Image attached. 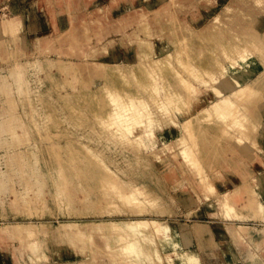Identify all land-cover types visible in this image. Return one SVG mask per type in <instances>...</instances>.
Returning a JSON list of instances; mask_svg holds the SVG:
<instances>
[{"label": "bare ground", "instance_id": "obj_1", "mask_svg": "<svg viewBox=\"0 0 264 264\" xmlns=\"http://www.w3.org/2000/svg\"><path fill=\"white\" fill-rule=\"evenodd\" d=\"M36 1L32 4L35 8L37 6L36 3H38ZM42 1L50 6L51 17L60 20V28L63 31L68 28V25H66L67 18H69L70 24L72 23L71 28H69L70 32L78 30L80 22L77 18L80 16L83 23H81V26L91 24L98 31H101L94 40L95 44L88 45L89 49L77 56L82 59L84 65L95 68L98 79L101 81L94 88L87 87L82 94L83 96H86V93L91 95L90 98L95 100L94 104L100 107L102 105L100 99L105 100L107 117L99 115L96 117L99 122H85L89 124V127L85 128L86 133H74L73 135H78L75 138L76 140H74V137L71 138L66 135V138L60 143L43 140L40 144L37 142L34 144L39 146L40 149L43 146L42 150L54 155L55 159L57 158L55 156L57 152L59 154L58 160L66 161L60 155L63 150L65 151L64 153H69L73 157L76 148L80 146L92 157L90 158L91 160L93 159L95 162L96 160L101 161L99 155L89 146H86L88 142L81 140L82 137L85 139L90 136L89 131L93 130L97 131L95 136L101 137L105 134L114 138L119 137L118 142L123 140V145L128 146L131 143L130 139L133 140L137 145L135 144V147L134 145L131 146L137 149L136 156L141 154V157L137 156L140 160L152 158L154 162L162 166L168 164L169 159H173L177 164L178 161L180 163V160L184 161L188 165L187 170L198 175L197 183H202V187L198 188L201 192L199 199L215 205L222 213L223 233L227 237L216 239L213 226L208 222L202 221H195L189 228V232L196 237L205 238L211 245L222 246L231 241L238 245L240 249H243L247 242L254 241L260 235L261 249L257 254H250L246 258L245 264H264V224L257 227L254 223L263 208L256 187L261 182L264 173L256 174L249 180H245V174L241 175L240 183L229 189L220 190L213 185V180L209 177V174L205 173L203 169L199 171L202 166L197 171H194V168H198V165H200L194 157L197 153L195 139L200 137L199 134H202L206 128H210L216 134L225 131L227 134L237 135V138L234 139L235 141L237 140L234 150L238 153L229 151L234 157L237 156L239 158L238 155L240 153L251 154L250 152L254 150H264V120H260V115L264 118V24L254 28L253 33H249L250 35L246 33L242 36L235 32L234 27L233 35L228 38L229 41L216 38V43L211 44L212 38L217 37L215 32H218L220 25L230 23L233 19H236L237 16H234L236 11L243 13L240 6V2L243 0H200L202 3L200 7L201 16H195L194 18H187V16L182 15L185 14L183 8L184 3H186L183 0H159L158 5L156 4L154 7L150 6L151 0H122L124 5H119L118 0H102L103 3L101 4L97 2L99 0H91L90 4V1L87 0L88 3L82 11L78 7L74 8L71 6V1L80 0ZM205 2L206 4H204ZM252 2L256 3L255 7L258 9L255 11L258 14L256 21L259 23L260 19H264V10H262L264 0H252ZM124 6H127V9H124ZM62 10H68L69 15L64 16L61 13ZM176 11H180L179 13H182L181 16L176 17L174 14ZM165 14L168 16L165 21L171 25L176 22L177 18L179 21L184 18L187 20V27L189 28H185V32L178 33L177 36L174 34V30L165 31L166 39L160 38V31H163L164 34V29L160 30L159 28L160 31H158L154 21ZM0 16H3V18H0V36L7 32L8 36L20 48L31 46L37 49L36 44L53 42L61 36L60 32L56 35H51L45 30L48 22L47 15L44 11H38V9L31 17L21 9L12 12L8 16L4 17L2 14ZM203 16L208 18L202 21ZM30 19V22H39V32L28 30L27 21ZM224 21L227 23H224ZM209 34L213 37L208 36ZM9 37L3 36V38H0L2 48L6 49L5 43L6 45L8 44ZM12 40L10 41L12 42ZM224 40L227 43L225 41L223 44ZM219 42L222 43L219 44ZM126 43L134 44L137 49L130 53L126 48ZM202 44H205L206 47L210 44V49L209 51L207 50V53L209 52L212 55V59L209 61H206V59L201 61V56L204 55L201 49ZM12 45L7 47L12 49ZM31 47L30 49H32ZM15 50L14 53L17 52ZM120 50L125 53L122 54L125 57V61L111 60L113 59L112 57L119 55ZM8 55L11 56V54ZM2 61L5 63L7 59L3 58ZM78 65L79 63L72 56L68 57V55L62 56L59 54L57 57H52L44 54L41 59H16L1 67L0 98L6 108L1 110L0 114L6 122V129L12 130V132L15 131V133L20 135L21 132L19 131L24 130L26 126H23L21 122L23 121L22 116L29 122V124L26 122L27 126H31L33 131L36 129L44 133L47 130L46 125L53 124L54 119L59 118L57 116L65 111L82 117L85 112L81 108L79 89L80 84H82L83 88L84 84L78 76ZM84 65L80 64V67ZM250 71H254L255 75L244 83H239L238 79H235L236 81L233 79V76L245 78ZM139 72H143V74L148 72L147 76L152 79L153 85L149 83V85L147 84L148 87H146L149 88V91L150 89L152 91L149 92L147 88H145L147 91L141 90L145 86L141 85L142 88L137 82L140 77L137 74ZM45 73L51 76L56 74L67 75L70 77L72 85L74 82L78 86H75L71 91H67L63 90L61 85L57 93L60 101L58 106H54L48 102L49 100H46V93L42 90L44 80L42 81L43 78L41 77ZM33 75L37 76L39 81H41L40 87L33 86L31 79ZM225 77L232 78L234 85L230 87L229 82L224 81L226 82L225 85L229 86V89L225 92L218 87H209L208 89L213 88L214 90H212V98L209 101H204L205 95L201 88L205 87L207 89V86H211L215 82H223ZM129 80L134 81V84L138 83L136 85L138 93L134 89V91L129 89L131 93L135 92L136 96L134 94L123 95L128 90L124 92L123 85L120 82L126 83ZM9 81H11V86L13 84L12 87L8 86L7 83ZM115 83H118V86ZM120 85H122V92L124 93L121 92ZM150 85L153 87L151 88ZM176 88L179 91L175 90ZM153 89H155L154 92ZM166 90L169 91V94ZM202 96L203 99H201ZM176 102H179L178 105L181 103L180 105L182 107L185 106L188 111L187 109V112L183 111L180 105H174ZM173 105L177 110L171 109V112L168 107H173ZM174 110L176 112L180 110L183 113L175 114L174 116L172 114ZM257 114L258 117L256 116ZM180 117H182V120ZM63 118L65 117L60 119L63 120ZM58 122L60 123L61 121ZM85 123H81V126ZM55 125L58 126L57 124ZM0 126L2 127V125ZM56 126L54 128H57ZM251 131H256V138L255 136L253 137L256 140L248 141L249 135L252 134ZM197 134L198 136H195ZM211 135L214 134L211 133ZM36 136H41V134ZM45 136L47 135H43V139L48 138ZM52 137L49 136L48 139L51 140ZM126 137L128 138L126 139ZM158 142L160 144H157ZM61 143L64 144L62 145ZM36 149L38 148L36 147ZM31 152L34 157L37 155L35 151ZM170 154L171 156H169ZM135 158L134 161H137ZM99 161H97V164ZM243 161H246V159H243ZM26 162L27 160L25 159L22 163L29 168L30 164ZM31 165L30 170L37 177L36 170H39V163L37 164L34 161ZM43 166L41 165V168ZM98 166H102V171L108 175V177L106 176L107 182L103 181L104 185L107 184L104 188L112 195L114 194L111 197L109 196V199L107 196L110 193L106 195L108 204L101 213L109 216L113 215V213L120 216L125 213L121 210L122 208L112 206L116 202L111 201L116 197L120 202L126 203H122L123 205L128 206L130 203L128 208L130 207L129 210L131 209L130 213L133 217L125 220L120 218L94 221L89 219L76 220L71 218L72 212L63 211L60 213L63 219L59 220L58 224H52L51 221L44 219V216L47 215L44 212L45 210L32 208L33 211H31V208H29V211H24L21 214L15 213V215L22 216L23 219L0 224V241L4 239L17 240V244H14L12 251L9 252L10 258L14 260L15 264H18L19 259L22 264H46L45 256H47L46 252L48 250L46 241L48 243L49 241L58 242L59 248L52 246L51 251L62 254L65 251L64 248H70L66 245L63 246L64 248L62 247V239H66L69 244L73 245L72 251L75 255V252L81 253L82 258H80V261L79 259L71 260L69 264H91V260H93L91 258L94 255L90 253L87 255V251L81 247L82 239L85 237L90 240L95 238L106 240L119 238L122 243L119 253L123 259L125 256L128 264H164L165 262L178 264L184 263L189 259L192 260L189 250L181 246H172L173 234H176L178 225L172 226L159 217L144 216V208H142L144 211L140 210L141 208L135 210L134 203H137L136 206L140 205L139 207H141L143 201L147 202V198L142 195L143 191H140L137 186L120 177L110 166L100 165V163ZM25 167L22 166L21 170H24ZM64 168L71 170L76 167L73 164L66 166L55 164L52 165L50 171L52 177L57 179V190L61 194V198H58L61 202H66L69 197L65 194L68 193L65 179H69V173L67 175ZM32 174L31 176H33ZM191 179V177H187V180ZM117 185H123L125 189L118 188ZM32 191L31 186L26 188V193L28 194L26 196L27 204L34 199V197L31 199ZM106 193L104 192V194ZM186 193H189V191L185 186L179 188L180 201H183L185 205L195 203V198L191 194L185 196ZM3 215L7 216L6 213ZM82 254L87 256L85 257ZM117 257L118 254L111 253L110 255V259ZM86 258L89 259L87 260Z\"/></svg>", "mask_w": 264, "mask_h": 264}, {"label": "rangeland", "instance_id": "obj_2", "mask_svg": "<svg viewBox=\"0 0 264 264\" xmlns=\"http://www.w3.org/2000/svg\"><path fill=\"white\" fill-rule=\"evenodd\" d=\"M5 1H9V2L5 4L6 6L0 8V15L2 14L5 17L10 15L12 12L21 9L23 12L25 11L31 17L33 13L36 11V9H38V11H44L45 14L47 15V20H48L45 26L46 27L45 30H47L51 35H56L60 32L61 36H59L58 39L54 40L53 42H49L46 44L43 43L36 44V46L38 47L37 49L31 46L20 48V46L18 47L17 46L18 44L15 41L13 42V40L8 36L9 34L5 32V34L1 35L0 38L1 37L3 38V36L7 38L9 37L10 40H12V42L8 39V44L6 45L5 43L6 49H4V47L2 48L0 45V69L1 67L8 65L10 61H14L16 59H24V60L41 59L44 57V54L51 55L52 57H57V55L59 54H61L62 56L68 55V57L72 56V58L79 63L78 76L80 77L82 83L84 84V88L82 84H80L79 98H80L81 108H83L85 113L81 117L71 112L67 113L65 111L64 113L57 116L59 118H55L53 121L58 126H56L54 123H53L54 126L53 124H50L51 126L46 125V129H47L45 130L46 133L41 132L40 130L37 131L36 129L35 131H33V129H31V126H27L26 122L28 121L25 119L24 116H22L23 121L21 122L23 123V126L25 125L26 126L24 130L19 131L21 132L20 135L15 133V131L12 132V130L6 129L5 126L6 122L2 119V116L0 114V125H2V127L0 126V133H2L0 134V224H3L7 221H14L17 219H21L22 216L15 215V213L21 214L24 211L25 212L27 210L29 211L30 210L29 208H31V211H33L32 208L45 210L44 212L47 215L44 216L45 217L44 219L51 221L52 224H58L59 220L63 219L60 214L63 211L72 212L71 218L76 220L89 219L94 221V220L119 219V218L125 220L130 217H133L132 214L130 213L131 209L129 210L130 207L128 208V206H130V203L128 206L123 205L126 203L125 202L123 203L122 201L120 202L116 197H114L113 200L111 201V202L113 201L116 202V204L114 203V205L112 204V206H116L115 208L118 207L122 208L121 210H123V212L125 213L122 214L121 216L117 215L116 213H113V215L110 216L105 213H101L103 209L107 207L108 202L106 195L110 192L106 188H104L107 184L104 185L105 183H103V181L107 180L108 175L106 172L102 171L101 169L102 166L100 167L98 166V164L100 163V165L105 164L107 166H110L112 170H114V172L117 173L120 177H122L126 181L131 182L132 185L137 186L140 191L141 190L143 191L142 195L144 196V198H147L146 203L143 201L146 205L143 202L142 203L140 202L144 206L142 205L143 207L142 206L139 207L140 205L136 206L137 203H134L136 207L135 210L137 208L139 209L141 208L140 210L144 208L145 210L144 216L159 217L166 223L171 224L172 226H175L176 224L178 225L176 234H173L172 246L173 247L181 246L182 248L189 250L192 257V260L189 259L184 263H178V264H245V260L250 254H257L258 251L261 249L260 235L257 236V238L254 241L247 242V244H245V247L243 249H240L238 245L232 243L231 241L226 243L227 245L226 244L222 246H219L217 244L211 245V243H209L205 238L196 237L195 235L189 232V228L192 226V224L195 221L196 222L202 221V222H208L213 226L216 239L227 237L225 233H223L222 213L215 205L205 200L199 199L201 196V192L199 189L202 187L201 186L202 183H197L198 175H196L195 173L193 174L192 171H191L192 173H190V171L187 170L188 165L182 160H180V163L178 161L177 164L173 159H169L168 164H166L165 166L157 164L152 160V158L147 160L145 159L140 160L138 158L141 157V154L140 155L138 154L139 157H137L138 155L137 156L135 155L137 149L134 147L135 144L137 145V143H135L130 138L129 139L131 143L128 144L127 146L122 144L123 140L121 141L119 140L118 142L119 137L114 138L113 136H109V135L107 136L105 134H104L105 136L103 135L101 137L95 136V133L97 131L95 132L93 130L89 131L90 136H87V138L85 139H83L84 137H82L81 140H85L88 142L86 146L87 147L89 146V148L93 149L94 152L97 153V155H99L101 161L96 160L95 162L93 161V159L91 160L90 158L92 157H90L87 151L83 150V147L81 148L80 146L76 148L73 157H71L69 153H64L65 151L63 150L62 153H60V155L61 158L65 159L66 161L58 160L59 154H57V152L55 154L57 158L55 159L53 157L54 155H52L49 152H45V150H42L44 148L43 146H41L40 149L39 146H36L34 144L36 142L40 144V142L41 141L43 142V140L51 141L54 143L55 142L60 143L66 138L65 137L66 135H69L71 138L74 137V140H76L75 138L78 135L77 134L73 135L74 133H78V134L80 133L82 134L83 132L86 133L85 128H88L89 124L88 123L86 124L85 122H89V121L99 122V120L96 119V117L99 115L101 117L104 116L107 117V113L105 110V106H106L105 100L100 99L102 103L100 107L97 104H94L95 100L90 98L91 95L86 93L87 95L83 96L82 94L83 91H86L87 87L94 88L98 86L101 83V81L98 79L97 71L95 70V68L89 65L88 66L84 65L82 59L79 56H77L80 53L83 52L85 53L89 49V46L95 44L94 40L97 34H99L101 31H98L97 28L96 27L94 28V26H92L91 24L81 26L83 24L80 18L81 16L77 18L78 21L80 22V24L78 25V30H76L75 28L76 31L70 32L69 28H71L72 23L70 24V20L69 18H67L66 25H68V28L66 29V31H63L60 28V24H59L60 20L51 17V13L49 12V10L51 9L49 8L50 6L48 4H45L42 0H37L38 3H36L37 5L36 8L33 7L32 5L35 0H17L19 1L18 7L14 3V0H0V2L2 3H4ZM88 1H90L89 2L90 4L91 0ZM88 1L87 0L71 1V6H73L74 8L78 7L82 11L85 5H87ZM118 1H119V5L120 4L124 5L122 0H118ZM158 1L159 0H151L150 6L154 7L156 4L158 5ZM183 1L186 2L184 3V8H183L185 14L179 13L180 11H176L174 13L176 17L181 16V14L187 16V18L188 17L194 18L195 16H201L200 7L202 3L200 0L199 1L183 0ZM97 2H99L100 4L103 3L102 0L101 1L99 0ZM253 3L254 2H252V0H243L242 2H240V6L241 9L243 10V13L236 11L237 13L235 12L236 15H234L237 16L236 19H233V21H231L230 23L224 21V23L226 22L227 24L220 25V29L218 30V32H215V34H217V37H213L211 34H209L208 36H210L211 38L213 37L211 44L216 43V38L222 40L226 39L227 41H229L228 38H230V36L233 35L234 27H235V32L241 36L246 33L247 34H249L250 32L253 33L254 28L260 25L264 20L263 18L260 19L259 23L256 21L257 19L256 17L258 14L255 13V11L258 9L255 7L256 3H254V5ZM204 4H206V2ZM123 8L127 9V6H124ZM262 8L261 9L264 10V6ZM67 11L68 10H62L61 13L64 16L69 15V11L68 12ZM160 17H158V19L154 21L158 27V31L164 29V34L163 31H160L159 34L160 38L166 39L167 35L165 36V31L169 32V30H174V34L177 36L178 33L179 34L184 33L185 28H189L187 27L188 26L187 20L184 18L181 21H179L177 18L176 22L171 25L170 23L165 21L168 19V16L166 14L163 17L161 18ZM0 18H3V16H0ZM207 18H208L207 16H203L202 21H205ZM31 19L27 21V26L29 23H31L30 22ZM226 40L223 41V44L225 43ZM220 43L222 42H219V44ZM11 44H13L12 49L7 47L8 45L11 46ZM125 45H127L126 48L130 51V53L131 52L133 53L137 49L134 44L130 45L129 43H126ZM209 45L206 47L205 44H202L201 49L203 50L204 55L201 56V61H204L205 59L206 61L207 60L209 61L212 59V55H210L209 52L207 53V50L209 51L210 49ZM30 47L32 49H30ZM14 49L17 50V52L15 50L16 53H14ZM13 53L14 56L12 57ZM123 53H124L123 50H120L119 55H117L116 57L115 56L112 57L113 59L111 60L125 61V57L122 55ZM8 54H11V56ZM3 58L7 59V62L4 63L2 61ZM80 64H83L84 66L80 67ZM147 73L148 72H146L145 74H143V72L137 73L138 75H140L138 79L139 81L137 80V82L139 83L140 86L141 85L145 86L144 89H141L145 91H147V89L149 91V88H147L149 83L153 85L152 79L151 78L149 79ZM247 74L248 75L245 76V78L233 76L234 77L233 79L234 80L238 79L237 81L239 83H244L246 80L251 79L255 75V72L250 71ZM61 75L62 74H56L55 76H51L45 73V75L41 77L43 78L42 81L44 80L43 81L44 85L42 86V90L45 91L46 93V100L47 101L49 100L48 102H50V104L54 106H58L59 104L60 99H58L59 97L57 93L61 85L63 90H67V91H71L72 89L75 88V86H78L77 83L74 82L72 85L71 79L67 75L66 76H61ZM31 79L34 87L41 86V81H39L37 76L33 75ZM224 81H228L230 87L234 85V81L232 80V78L225 77L223 79V82H215L213 85L207 86V89H205V87H202L201 90L203 91L205 98L203 99L202 96L201 99H203L204 101L206 100L209 101V99L212 98V92L214 90L213 88L208 89L209 87L210 88L212 86L218 87L220 88V90L224 92L228 90L229 86H226L225 85L226 82ZM10 82L11 81H9L7 84L8 86L12 87L13 84L11 86ZM120 83L123 85L124 92H126L125 90H128L126 94L123 95H130V94L135 95V92H133L134 90L136 91V93H138V87H136L138 83L134 84V81H130V80L127 81L126 83H122V82ZM115 84L118 86V83ZM122 85H120L121 92H122V87H121ZM129 89L131 90L134 89L132 91L133 93H131ZM154 90L155 89H153V92ZM175 90L179 91L178 88H176ZM150 91L152 90L150 89ZM166 92L169 94V91L166 90ZM2 102L3 101H1L0 98V113L2 112L1 110H5L6 108L5 104ZM178 103L176 102V104L174 105L179 106L181 104L180 103L178 105ZM204 103L206 104V102ZM174 105L173 107L169 106L168 109L177 110V108H174ZM180 107L182 106L180 105ZM180 107L179 109L181 110ZM186 109L187 108L185 106L182 107L183 111L184 110L186 111ZM175 110L172 113L174 114V116L175 114L183 113V111L180 112L179 110L178 112H176ZM256 116L258 117V114ZM61 117H65L66 119L63 118V120H61L60 119ZM260 117H261L260 120L263 121L264 118H262V115H260ZM56 119L57 120L60 119L58 121L61 122L59 123ZM180 119L182 120V117H180ZM83 122L85 124H82L81 126V123ZM55 126L57 128H54ZM206 129L203 133L201 132L202 134H199L197 132L200 135V137H197V139H195L197 143L196 145L197 153L194 157L195 160L197 159L200 165H198V168L197 167L194 168V171H197V169H199L202 166L199 169V171L203 169L205 173L209 174L210 175L209 177L212 178L213 180L212 182L215 187H217L220 190L229 189L230 187L235 186L237 183H240L239 179H241V175L245 174L244 175L245 180H249L250 178H252V176L256 174L260 175L262 172L264 173V150L263 151L254 150L250 152L251 154H248L246 152L240 153L238 155L239 158H237V156L234 157L229 153V151L237 152L236 150H234L237 141V140L235 141L234 139L237 138V135L233 134L234 135L233 136L231 134H227L225 131H221L216 134L215 132H212L210 128H206ZM24 133H26V135H24ZM206 133H208L209 135ZM211 133L214 135H211ZM251 133L252 134L249 135L250 138L248 137L247 139L248 141H252L254 139L253 138L254 136L256 138V131H251ZM35 134L36 135L41 134L42 138L41 136H36ZM45 134L47 135L45 137L48 138L49 136L50 137L53 136V137L51 138V140L48 138L43 139V135ZM198 134L195 136H198ZM127 138L128 137H126V139ZM120 142L122 145L120 144ZM61 144L63 145L64 143ZM157 144L160 143L158 142ZM131 145H134V147ZM36 147L38 149H36ZM131 150L134 151L131 152ZM31 151L36 152L37 154L35 155L36 158L34 157ZM123 156L125 157L127 156V158L125 157L123 158ZM169 156H171V154ZM134 158L137 159V161L136 160L134 161ZM25 159L27 160L26 163L30 164L29 168L25 167V165L22 163ZM243 159H246V161H243ZM34 161H36L37 164L39 163L40 166L39 170H36L37 177L34 176L30 170V167L32 166L31 164H33ZM97 161H99L98 164ZM223 161H225L226 163ZM55 164H60L63 166H66L68 164H73L76 167L71 170L68 168H64L65 173L67 172V175L69 173L68 175L69 179H65L67 183L66 184L67 192L69 193V194L65 193L67 196H69L66 202H61V200L59 199L61 198V194L58 193L57 190L58 189L56 185L57 179H54L50 174L52 165ZM41 165L42 166L44 165L42 167L43 169L41 168ZM22 166L25 167L24 170H21ZM31 174L33 176H31ZM187 177H191L192 179L187 180ZM261 179H262L261 182H259V184L257 185V187L259 188L256 187V190L259 194V200L262 203L263 208H262V212L255 219L256 221H254L257 227H260L262 224H264V176ZM78 181L80 182L78 183ZM29 186H31V189L33 190L31 192V199L32 197H34V199L30 200L29 203L27 204L26 196L28 194L26 193V188ZM183 186H185L189 191V193H186L185 196L191 194V196L196 200L195 203H191L190 205H185L183 201H180L178 190ZM58 187L60 186L58 185ZM117 187L121 189H125L123 185H117ZM104 192L107 193L104 194ZM113 195L112 193L108 194L107 196L108 199ZM136 195L138 196V194ZM104 199H106V201H104ZM24 207L27 209H25ZM5 213L7 216L3 215ZM247 222L250 223L249 221ZM87 239H88L87 237L82 239L81 247H83L87 251L86 252L87 255L89 253L94 255V257L91 258L93 259L91 260V264H128V261L125 260V256L123 255L124 256L123 259L119 253L122 247V243L121 241H119V238H112L109 240L102 238H95L91 240L90 239L87 240ZM61 243H62V247L66 245L68 248L70 247L69 248L70 250L63 247L65 251H63L62 254H57L56 252L53 253L51 251V247L53 246L54 248H59V243L56 241H49L48 243L46 241L48 247V250L46 252L47 256H45L46 264H69L71 260H78V259L80 261V258H82L81 253L75 252L76 253L75 255L74 252L72 251L74 248L73 245L69 244V242L66 239H62ZM14 244H17V240L4 239L0 241V264H15L14 260L10 258L9 255L10 254L9 252L12 251ZM111 253L116 255L118 254V257L115 259H110ZM86 254H82V255L86 257L87 256ZM18 261H19L18 264H22L20 259ZM164 264H168V263L165 262Z\"/></svg>", "mask_w": 264, "mask_h": 264}, {"label": "crops", "instance_id": "obj_3", "mask_svg": "<svg viewBox=\"0 0 264 264\" xmlns=\"http://www.w3.org/2000/svg\"><path fill=\"white\" fill-rule=\"evenodd\" d=\"M7 2H9V1H5L4 3L0 2V8L4 7ZM18 2L19 1L14 0V3L16 4L17 7L19 6V3ZM263 24H264V22L261 23V25H263ZM27 28H29L28 30L29 31H32V32L33 31L39 32L38 31V28H39L38 22H31V23H29L28 26H27Z\"/></svg>", "mask_w": 264, "mask_h": 264}]
</instances>
